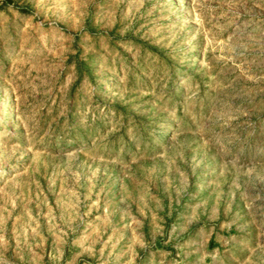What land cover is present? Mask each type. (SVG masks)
<instances>
[{"label":"rangeland","instance_id":"rangeland-1","mask_svg":"<svg viewBox=\"0 0 264 264\" xmlns=\"http://www.w3.org/2000/svg\"><path fill=\"white\" fill-rule=\"evenodd\" d=\"M0 264H264V0H0Z\"/></svg>","mask_w":264,"mask_h":264}]
</instances>
